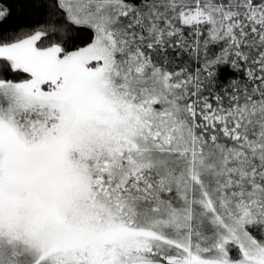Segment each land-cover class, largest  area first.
Wrapping results in <instances>:
<instances>
[{
  "label": "snow or ice",
  "instance_id": "1",
  "mask_svg": "<svg viewBox=\"0 0 264 264\" xmlns=\"http://www.w3.org/2000/svg\"><path fill=\"white\" fill-rule=\"evenodd\" d=\"M0 264H264V0H0Z\"/></svg>",
  "mask_w": 264,
  "mask_h": 264
}]
</instances>
